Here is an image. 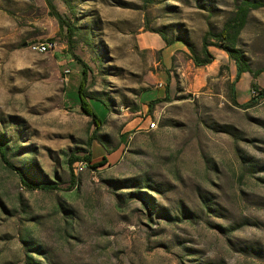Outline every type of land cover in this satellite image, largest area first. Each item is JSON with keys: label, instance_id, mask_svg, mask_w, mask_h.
I'll use <instances>...</instances> for the list:
<instances>
[{"label": "rangeland", "instance_id": "374dc122", "mask_svg": "<svg viewBox=\"0 0 264 264\" xmlns=\"http://www.w3.org/2000/svg\"><path fill=\"white\" fill-rule=\"evenodd\" d=\"M51 1L72 46L46 0H0V138L30 181L61 186L29 191L0 157V264H264V97L226 52L196 67L191 51L243 0ZM161 32L189 45L154 49ZM238 48L264 69V8ZM88 153L107 162L70 170Z\"/></svg>", "mask_w": 264, "mask_h": 264}, {"label": "trees", "instance_id": "16d2710c", "mask_svg": "<svg viewBox=\"0 0 264 264\" xmlns=\"http://www.w3.org/2000/svg\"><path fill=\"white\" fill-rule=\"evenodd\" d=\"M50 10L51 15L58 21L60 25V29L63 31L65 28L68 30V44L70 46L73 45V37L75 36V28L69 25V23L63 18V16L56 10L55 6L53 5L51 0H46ZM264 8V1L263 0H243L236 8L235 13L233 14L232 18L228 20V22L224 25L221 32L213 34L209 33L206 35V37L203 40V49H202V55H198L194 52V50L191 48V51L193 53V61L196 67H204L207 65H210L214 61L213 55L209 52L210 47H217L221 49L222 51L226 52L230 59H232L237 68V75H236V82H239L240 79L244 74H250L253 78L252 87L253 90L258 94L259 98L264 97V90H258L257 85L255 83V80L264 73V69L254 71L248 58L246 57L245 53L238 48L239 38L243 30L245 29L250 14L253 11H257ZM160 34V33H158ZM162 36V39L168 46H172L177 41L182 42L189 45L188 42L183 38H176V40H168L163 32L160 34ZM215 42V43H212ZM49 43L54 44V42L51 40ZM74 59L79 63V65L82 67V80L80 83V87L78 90L79 94V100H80V106L81 109L84 111L85 114L88 116H92L95 123L97 125H100L103 120L99 118L93 107L92 104H90L89 100L91 99L89 97V94L87 93V76L89 72V67L86 63H84L81 59H79L77 56L73 55ZM167 94V91H166ZM159 101H153L152 106L157 104ZM0 157L3 162V164L6 166L7 169L15 173L21 181V184L24 188H26L29 191H40V192H56L61 191V186L58 182L55 181H42V182H34L30 181L28 178L27 172L25 171V168L18 167L15 165L10 157H9V148L8 143L6 140L0 138ZM76 162L85 163L87 165L92 164V157L88 153L86 157H78L76 155H72L71 158L68 161V167L70 170L72 169L73 165ZM106 158L103 159V162L98 163V165L94 164L91 165L90 168L97 169L98 166H102L106 163ZM71 182L73 185L77 184V178L72 174L71 175ZM148 205H151L149 201H146ZM25 245L28 250H37L33 248V244L29 240H25ZM37 252V251H36ZM30 264H36V263H30Z\"/></svg>", "mask_w": 264, "mask_h": 264}, {"label": "built area", "instance_id": "2783aa9c", "mask_svg": "<svg viewBox=\"0 0 264 264\" xmlns=\"http://www.w3.org/2000/svg\"><path fill=\"white\" fill-rule=\"evenodd\" d=\"M55 48V45L52 44V43H49V42H46V43H35V44H32L30 46V50L32 51H39V53H44V54H47L48 52H50L51 50H53ZM157 124L158 122L155 121V122H149V125L147 126V129L150 130V129H153V128H157ZM87 167V164L85 163H79L78 164V167H77V171H83L85 168Z\"/></svg>", "mask_w": 264, "mask_h": 264}, {"label": "crops", "instance_id": "0c3cea01", "mask_svg": "<svg viewBox=\"0 0 264 264\" xmlns=\"http://www.w3.org/2000/svg\"><path fill=\"white\" fill-rule=\"evenodd\" d=\"M151 47H153L154 49H157V50H163V49H165V47H166V45H165V43H164V41H162L161 39H159L158 37H156V38H154V44H151L150 45ZM169 49V48H168ZM167 49V50H168ZM245 75V74H244ZM243 75V76H244ZM161 87H162V85H161ZM160 87V88H161ZM163 88V87H162ZM149 125V124H148Z\"/></svg>", "mask_w": 264, "mask_h": 264}, {"label": "bare ground", "instance_id": "6f19581e", "mask_svg": "<svg viewBox=\"0 0 264 264\" xmlns=\"http://www.w3.org/2000/svg\"><path fill=\"white\" fill-rule=\"evenodd\" d=\"M33 52L39 53V51H33ZM40 54H44V53H40ZM154 129H156V128H153V129H150V130H154Z\"/></svg>", "mask_w": 264, "mask_h": 264}]
</instances>
